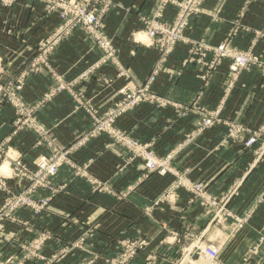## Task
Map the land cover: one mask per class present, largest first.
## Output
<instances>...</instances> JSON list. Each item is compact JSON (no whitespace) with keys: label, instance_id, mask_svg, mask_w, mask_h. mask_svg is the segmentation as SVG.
Returning a JSON list of instances; mask_svg holds the SVG:
<instances>
[{"label":"crops","instance_id":"0c3cea01","mask_svg":"<svg viewBox=\"0 0 264 264\" xmlns=\"http://www.w3.org/2000/svg\"><path fill=\"white\" fill-rule=\"evenodd\" d=\"M159 1L115 0L104 17L105 33L117 48L121 68L137 84L147 78L159 58L157 46L136 39L139 34L146 35L142 16H152ZM175 13L176 8L168 5L163 19H171ZM59 22L56 15L45 13L40 0H17L11 8L0 5L1 82L27 69L36 43L52 33ZM185 34L213 44L231 37L234 47L247 49L253 45L254 51L264 55V1L206 0L204 11L190 19ZM188 47L187 43L176 46L153 83V90L171 103L143 104L123 114L117 125L141 141L152 142L159 154L173 153L172 165L191 179L203 181L211 195L220 198L234 191L227 209L237 216L250 214L249 222L233 233V218L212 221L211 207L190 189L176 187L175 175L147 173L141 159H131L125 147L103 134L90 139L73 157L78 163L88 161V173L108 182V188L94 189L88 177L63 165L53 182L66 183V187L52 198L49 207L39 214L22 208L17 216L24 222L5 223L0 258L21 259L23 251L17 239L43 229L55 232L43 249L51 255L91 228L85 248H73L53 264H82L94 255H99L100 260L115 255L123 237L147 243L132 264L148 260L154 264H178L183 251L202 232L203 245L220 248L222 264H264V241L259 243L264 234V133L253 147L245 146L244 137L228 138L225 124L197 133L199 113L195 111L198 106H222L225 120L258 129L264 123V72L258 66L243 70L227 92L231 60L224 59L204 81L199 63L182 64ZM101 55L94 37L85 28L77 27L52 50L50 67L69 80L75 79ZM119 70L116 64L106 63L95 74L78 81L73 91H62L40 107L36 119L51 143L69 145L90 128L92 120L79 104L80 98H92L101 112L114 103L118 88L129 79L119 75ZM55 83L51 70L30 72L21 95L25 100L37 101ZM14 112L9 104L0 103V143L12 131ZM36 137L31 129L20 132L7 144L9 153L21 154L22 160L34 167L40 153L51 152L46 141L35 144ZM6 161L12 163L9 158ZM4 164L0 165L3 171ZM7 181L13 191L26 184L16 177ZM4 198L5 193L0 191V205ZM11 234L17 237L9 239ZM255 244L258 248L253 252ZM24 264L42 262L30 260Z\"/></svg>","mask_w":264,"mask_h":264},{"label":"built area","instance_id":"2783aa9c","mask_svg":"<svg viewBox=\"0 0 264 264\" xmlns=\"http://www.w3.org/2000/svg\"><path fill=\"white\" fill-rule=\"evenodd\" d=\"M17 0H0V5L6 8H11ZM44 4V10L47 15H56L61 19L62 24L44 41H40V47L37 54V65L50 66V54L62 39L76 27H84L96 40L97 45L102 51L101 57L91 67L86 69L77 78L67 81L63 77L57 76L59 80L56 87L49 93L52 99L62 91H73L74 85L95 74L102 65L114 62L121 67V62L117 55V48L112 39H109L105 33L104 17L109 12L115 0H40ZM205 0H163L159 9L156 11L152 19L141 18L143 23L147 25L146 35L148 37V45H155L161 52L160 58L151 70L149 79L142 84H137L133 81L127 82L120 87L117 95V101L114 106L109 109L104 115H100L95 109L93 103L91 105L90 98H80L79 104L87 109L94 118L93 127L81 138L76 140L68 147H59L51 143V154H40L34 161V167H29L23 160L21 154L9 155V147L7 144L12 141L13 136L18 135L23 130L29 128L13 127L11 134L0 143V159H5V155H9L14 165L11 168L10 174L0 168V191L5 193V198L0 205V236L5 228V223L8 221L24 222L17 216V212L22 208L30 209L34 214H39L46 210L53 197L59 194L66 187V183L55 184L53 177L58 173L63 165H69L75 169L78 175L88 177L92 183L98 182L97 190H103L105 186L95 177L88 173V165L82 166L73 157V153L81 146L87 143L89 139L96 138L100 135L107 134L112 137L114 143L120 144L131 154V159H141L148 173H158L160 175L173 174L176 176V187H184L195 193L196 198H200L205 205L211 207L214 216L213 220L222 222L226 218H233L235 228L238 229L249 222L250 214L237 216L227 209V202L234 192L227 196L217 198L211 195L203 181H196L189 177L186 172L177 170L171 163L174 157L173 153L161 155L157 152L152 142H144L132 136L129 131L120 128L116 125L119 116L124 113L146 103L164 106L171 103L165 97L159 95L153 90V83L156 79L155 74L158 72L155 68L163 67L169 56L173 53L180 40L189 42L190 49L188 55L183 59L184 66L190 63H199L201 65L200 76L204 81H208L214 70L224 59L231 58L230 63V82L226 91H231L235 86L242 71L250 69L254 66L260 67L264 72V57H260L252 50L242 51L236 50L230 41H222L220 44H210L203 39H187L183 37V32L187 28L190 19L194 15H198L203 11ZM253 0H247V3ZM264 1V0H263ZM168 5H173L177 8V17L173 27L167 22L162 21L165 9ZM136 39L139 40L137 37ZM126 71L122 69L120 75L128 77ZM23 76L17 81L9 80L8 82L0 81V103L4 101H12V104L17 108L15 115H22L25 111V106L21 101V90ZM10 99V100H9ZM221 107L215 110L207 109L203 106H198L195 111L199 113L197 123V133L203 132L206 128L213 127L218 124L227 126L228 138L244 137V144L247 147H253L264 133V123L258 130H253L246 127L242 123L225 120L221 115ZM196 107H194L195 109ZM193 110V109H192ZM34 113L30 114L31 121H34ZM186 112V111H185ZM183 111V113H185ZM29 119V118H27ZM27 119L23 120L25 123ZM20 118L18 117V124ZM35 122V121H34ZM34 129V128H33ZM34 131L39 134H44L41 127H35ZM41 143V139L38 141ZM11 164V163H10ZM16 177L19 181H24L26 184L18 191H13L8 186L7 179ZM23 183V182H22ZM39 191H47L45 194H40ZM38 232V231H37ZM54 231L40 230L33 238L17 239L19 248L24 251L23 259L19 262H14L12 259L0 258V264H24L32 259L41 261L43 264H53L61 259L62 256L70 252L74 246L67 245L52 253L46 255L44 247L48 241L54 238ZM89 231L78 240L74 245L83 248L85 239ZM17 237L11 234L9 239ZM263 239V237H262ZM121 246L126 245L125 251L117 257L105 259L102 264H129L134 258L139 249L143 248V241H131L130 239H122L119 241ZM85 248V247H84ZM202 258L207 264H220L218 260V248L214 245L209 247H201ZM256 251V250H255ZM129 261V262H128ZM86 264H94L90 261ZM97 264V263H95Z\"/></svg>","mask_w":264,"mask_h":264},{"label":"rangeland","instance_id":"374dc122","mask_svg":"<svg viewBox=\"0 0 264 264\" xmlns=\"http://www.w3.org/2000/svg\"><path fill=\"white\" fill-rule=\"evenodd\" d=\"M162 1L163 0H160L159 1V3H158V5H157V7H156V9H155V11L153 12V14H152V16H150V17H145V16H142V18H147L148 20L149 19H152L153 17H154V15H155V13H156V11L159 9V7H160V5H161V3H162ZM206 1V0H205ZM205 1H204V4H205ZM247 1V0H246ZM204 4H203V11H204ZM176 8V7H175ZM202 11V12H203ZM201 12V13H202ZM178 15H177V8H176V13H175V15L173 16V18H171V19H161L162 21H164V22H167L171 27H173V24L175 23V20H176V17H177ZM194 16H196V15H194ZM193 16V17H194ZM59 24H58V26L57 27H59L61 24H62V21H61V19H59ZM189 24V23H188ZM188 26V25H187ZM57 27L55 28V30L57 29ZM77 28V27H76ZM84 28V27H83ZM54 30V31H55ZM143 30H147V25L146 24H144V26H143ZM186 30V29H185ZM185 30H184V32H183V37L184 38H187V39H190L191 40V38L190 37H188L186 34H185ZM53 31V32H54ZM52 32V33H53ZM52 33H50L48 36H46L45 38H42V39H40L37 43H36V47H35V49H34V53H33V56L31 57V59H30V61H29V64H28V66H27V69L26 70H24V71H22V72H20L17 76H15V77H13L12 78V81H17V83H18V79L20 78V77H22L23 76V79H22V84H23V87H24V85H25V81H26V77H27V74L28 73H30V72H39L40 70H42V69H48V70H51L52 71V75H53V77H54V80L56 81V83L51 87V88H49L45 93H44V95L40 98V99H38L37 101H28V100H25L24 99V97H22L21 98V101H22V103L24 104V106H25V113L24 114H22V115H17V113H16V115H14V120H13V127H17V125L18 126H21V127H23V126H25V125H28V126H26V127H29V128H27V129H25V130H28V129H31L32 131L35 129V127H41L42 129H43V131H44V134H40L41 136H38L39 134H37V137H36V142H35V144H41V143H43L44 141H46V143L48 144V146L50 147V149H51V152H49L48 154H51L52 153V147H51V140L49 139V136H48V134H47V131H45L44 130V128L37 122V119H36V113H37V111L40 109V107L42 106V105H44L46 102H48V101H50V100H52L51 98H50V95H49V93L52 91V89L54 88V87H56V85L59 83L58 81V79H57V76H59V77H63V78H65L67 81H71V80H73V79H67L66 78V76L63 74V73H60V72H58V71H56V70H54L53 68H51L50 66H41V65H37L36 64V61H37V54H38V51H39V48L38 47H40V41L42 40V41H44L46 38H48ZM71 33V32H70ZM69 33V34H70ZM69 34H66V36L62 39V41L59 43V45L60 44H62V42H63V40L69 35ZM107 37L109 38V39H111L108 35H107ZM136 38H137V36H136ZM138 38H139V40L140 41H142V40H147V41H144L145 43H147L149 40H148V37H147V35H145V34H139L138 35ZM145 38V39H144ZM195 40H199V39H195ZM224 40L225 41H230L231 43H232V45H233V41H232V38L231 37H226L225 39H223V42H224ZM113 41V40H112ZM114 43V42H113ZM180 43H187L188 45H189V47H188V51H189V49H190V44H189V42H187V41H185V40H180L179 41V44ZM207 43H209V42H207ZM220 43H222V41L221 42H219V43H216L217 45L218 44H220ZM210 44H213V43H210ZM216 44H214V45H216ZM233 47H234V45H233ZM236 50H242V51H248V50H252L255 54H257V55H259L260 57H264V55H260V54H258L256 51H254V49H253V45H251L250 47H248L247 49H239V48H236V47H234ZM160 55H161V52H160V50H159V58H160ZM188 55V54H187ZM186 57V56H185ZM184 57V58H185ZM159 58H158V60H159ZM183 58V59H184ZM230 60H232L231 58H229ZM157 60V61H158ZM183 61V60H182ZM114 63V62H113ZM157 63V62H156ZM230 63H231V61H230ZM115 64V63H114ZM93 65V64H92ZM117 65V64H116ZM119 68H120V70H119V75H120V73H121V71H122V68L119 66V65H117ZM91 67V66H90ZM89 68V67H88ZM87 68V69H88ZM100 68V67H99ZM98 68V69H99ZM229 68H230V66H229ZM155 70H157L158 72L155 74V76L157 77L158 76V74L163 70V67H161V68H155ZM215 71V70H214ZM214 71H213V73H214ZM84 72V71H83ZM82 72V73H83ZM97 72V71H96ZM213 73H212V75H213ZM150 74L151 73H149V75L147 76V78L143 81V82H141V83H139V84H142V83H144L147 79H149V77H150ZM211 75V76H212ZM230 76V75H229ZM240 77V76H239ZM77 78V77H76ZM126 78H129V76L128 77H126ZM9 80H11V79H9ZM9 80H7L6 82H8ZM14 81V82H15ZM129 81H133L132 79H126V81L120 86V87H122L123 85H125L127 82H129ZM120 87L118 88V90H117V92H116V94L118 93V91H119V89H120ZM21 92H22V90H21ZM22 96V95H21ZM90 99H92V98H90ZM119 99V98H118ZM118 99H115V101H114V103L107 109V110H105L104 112H101L100 110H99V108H97L95 105H92V102H93V100H90V102H91V105L92 106H94L95 107V109L98 111V113L100 114V115H104L107 111H109V109L111 108V107H113L114 106V104H115V102L118 100ZM10 100V99H9ZM4 103H7V104H9L13 109H14V111H17V108L12 104V101L10 100L9 102L8 101H4ZM141 106V105H140ZM139 107V106H138ZM135 108H137V107H135ZM134 108V109H135ZM206 108V107H205ZM207 109H209V108H207ZM217 109V108H216ZM35 110H37L36 112H35V114H34V121H31V119H30V114L32 113H34V111ZM133 109H131L130 111H132ZM210 110H215V109H210ZM129 112V111H128ZM15 113V112H14ZM89 114H90V117H91V120H92V124H91V126H90V128L84 133V134H82L81 136H79V137H77L72 143H70L69 145H66V146H62V147H68V146H70V145H72L76 140H78L79 138H81L82 136H84L92 127H93V124H94V118H93V116L91 115V113L89 112ZM125 114V113H124ZM122 116V115H121ZM121 116H119V118L121 117ZM18 117L20 118V121H19V124H18ZM27 118H29V119H27ZM118 118V119H119ZM25 119H27V121L25 122V123H22V121L23 120H25ZM118 119H117V121H118ZM235 122H239V121H235ZM239 123H242V122H239ZM243 124V123H242ZM116 125H117V122H116ZM244 125V124H243ZM262 125H263V123H262ZM118 126V125H117ZM13 127H12V129L11 130H13ZM119 127V126H118ZM261 126H259V128H260ZM34 128V129H33ZM121 128V127H120ZM258 128V129H259ZM124 129V128H123ZM258 129H253V130H258ZM125 130H127V129H125ZM24 131V130H23ZM12 132V131H11ZM11 132H10V134H11ZM9 134V135H10ZM8 135V136H9ZM15 136H17V135H15ZM15 136H13V137H15ZM97 138V137H96ZM5 139V138H4ZM3 139V140H4ZM41 139V143H39L38 141ZM13 140V139H12ZM90 140V139H89ZM88 140V141H89ZM87 141V142H88ZM58 146V145H57ZM259 149H262V148H259ZM40 154H44V153H40ZM39 154V155H40ZM46 154V153H45ZM9 155H13V154H10L9 153ZM9 155H5V159H0V165L3 163V162H5L6 161V159L7 158H9L12 162H13V159L9 156ZM38 155V156H39ZM37 156V157H38ZM36 157V158H37ZM35 158V159H36ZM35 159H34V161H35ZM8 162V161H7ZM9 163V162H8ZM79 164H81L82 166H84V165H88V170H89V166H90V163L88 162V161H86V162H83V163H79ZM14 165L11 163H9V170L7 171V173L8 174H10V172H11V168L13 167ZM29 167H33V166H30V165H28ZM75 170V169H74ZM5 171V170H4ZM148 173V172H147ZM93 176V175H92ZM93 177H95L98 181H100L101 183H102V185L101 186H105L106 187V189L108 188V182H106V181H104V180H101V179H99L98 177H96V176H93ZM91 183V185H92V187L93 188H96V186H98V182H96V183H92V182H90ZM175 183H176V180H175ZM105 189V188H104ZM20 190V189H19ZM97 190V189H96ZM234 192V191H233ZM230 194V193H229ZM123 195H125V193L123 192ZM228 194H224V195H222V196H227ZM213 216H214V213H213V211H212V221H214L213 220ZM242 217V216H241ZM245 225V224H244ZM243 227V226H242ZM234 228H235V225H234ZM233 228V233L234 232H236L237 230H239L240 228H238V229H234ZM43 230H46V229H43ZM87 230L89 231V234L87 235V237H86V239L89 237V235L91 234V231L93 230V229H91V228H88V229H86V230H84L82 233H81V235L79 236V237H77V239H75V240H73V246H74V248H78V246H76V245H74L78 240H80V238L87 232ZM39 232V231H38ZM38 232H36L33 236H28V237H23L22 239H26V238H33V237H35L36 235H37V233ZM54 234V233H53ZM54 236H55V234H54ZM203 236V232L200 234V236L199 237H194V242H192L190 245H188L187 247H186V249L183 251V253H182V256H181V258H180V260L178 261V264H195V263H197L198 261H200V260H202L203 262H205V260L202 258V252H201V247H204V246H206V247H209L210 246V244H208V245H203V243H202V237ZM262 237H263V239H262ZM21 239V238H20ZM86 239H85V242H86ZM122 239H130L131 241H143L144 239H142V240H139V239H131V238H128V237H123ZM121 239H119V241H120ZM192 240V241H193ZM145 241V240H144ZM264 241V234H262L261 236H260V239H259V243H261V242H263ZM67 246V245H66ZM147 246V243H146V241L144 242V246H143V248L144 247H146ZM126 247V245H124V246H121L120 245V242H119V250L117 251V253L115 254V255H112V256H108V257H105L104 259H102V260H100L99 259V255H94V256H92L89 260H87V261H85L84 263H82V264H86V263H88V262H90V261H93V263L95 264V263H97V264H102L103 262L105 263V259L107 260V259H111V258H114V257H117L118 255H120L121 253H123V251H125V248ZM143 248H141V249H143ZM218 248V247H217ZM257 248H258V244L256 245H254L253 247H252V251L253 252H255V250H257ZM219 251H220V248H218V260H219V262H220V259H219ZM23 254H24V251H23ZM136 257V256H135ZM134 257V258H135ZM22 258H23V256H22ZM22 258L21 259H19V260H16V259H13V258H9V259H12V260H14V262L16 263V262H19L20 260H22ZM134 258H132L131 260H130V262H129V264H132L133 263V259ZM31 261H36V260H34V259H32ZM98 261V262H97ZM43 264V263H42ZM144 264H154V262L152 261V260H148V262H146V263H144ZM207 264V263H206ZM220 264H222L221 262H220Z\"/></svg>","mask_w":264,"mask_h":264},{"label":"bare ground","instance_id":"6f19581e","mask_svg":"<svg viewBox=\"0 0 264 264\" xmlns=\"http://www.w3.org/2000/svg\"><path fill=\"white\" fill-rule=\"evenodd\" d=\"M144 39H145V38H144ZM3 168H4L5 170H9V163H8L7 161H5V164H4Z\"/></svg>","mask_w":264,"mask_h":264}]
</instances>
